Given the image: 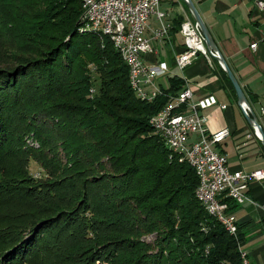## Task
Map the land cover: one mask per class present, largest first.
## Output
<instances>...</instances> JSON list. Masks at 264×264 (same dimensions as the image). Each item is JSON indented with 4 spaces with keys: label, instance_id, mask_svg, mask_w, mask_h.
<instances>
[{
    "label": "trees",
    "instance_id": "1",
    "mask_svg": "<svg viewBox=\"0 0 264 264\" xmlns=\"http://www.w3.org/2000/svg\"><path fill=\"white\" fill-rule=\"evenodd\" d=\"M5 2L0 0V6L5 8ZM17 12L13 20L19 15L26 20L21 38L27 43L9 44L21 55L0 68L3 89L14 88L23 96L28 92L26 82L40 73L46 90L51 87L53 92L68 70L78 69L79 65L82 82L87 85L81 53L87 54L99 68L101 77L95 108L89 112V105L78 99L87 107L79 119L76 117L79 108L73 107L77 111L71 114L75 120L63 139L72 165L77 168L76 163L84 164L80 174L97 166L102 173L78 183V189L82 185L81 191L75 193L72 189L69 208L63 210L67 214L57 218L62 215L57 212L54 217L57 219L47 229L63 233L76 220L79 210L88 206L93 212L98 205L109 216L108 224L98 230L126 233V237L105 244L108 248L101 247L107 250L110 264H244L240 248L245 244L246 233L242 225L237 222V234H230L206 210L195 193L199 180L194 168L174 154L151 125L152 117L170 102L171 96L181 92V82L172 79L171 87L154 101L139 98L131 86L124 55L114 40L97 32L77 31L83 23L82 0H21ZM225 76L237 96L226 72ZM87 89L81 88L82 94ZM11 95L0 93V153L21 150L24 134L21 130L35 123L25 113H14ZM18 131L21 133L16 136ZM44 145L49 146L45 141ZM104 163L111 168L107 170ZM226 202L230 212L237 210L239 205L233 200ZM50 219L33 217L4 233L0 264H20L29 248L32 249L33 243L26 242L27 235L43 229ZM152 233L157 235L154 243L142 240L143 235ZM34 247L37 248L35 244ZM101 248L94 253L95 258H99Z\"/></svg>",
    "mask_w": 264,
    "mask_h": 264
},
{
    "label": "rangeland",
    "instance_id": "2",
    "mask_svg": "<svg viewBox=\"0 0 264 264\" xmlns=\"http://www.w3.org/2000/svg\"><path fill=\"white\" fill-rule=\"evenodd\" d=\"M20 7L21 0H6L5 8L0 6V68L15 62V58L21 55L20 52L11 49L9 44L27 43L21 38V31L26 26V20L20 15L13 20ZM83 25L84 23L81 28L77 29L80 33L86 32L85 30L81 32ZM79 55L83 61L84 75L88 80L87 85L84 80L82 82V65H79L78 69L71 67L64 81H60L58 89L53 92H50L51 87L46 90L43 81L45 79L41 78L40 73L26 82L28 92L23 96L17 94L18 91L14 88L5 90L4 86L0 85V93L13 94L10 99L13 101L14 113H25L28 118L35 121L29 129L21 130L24 131L21 150L0 153V243L4 233L28 222L30 218L48 219L51 217L48 223L42 226L43 229L38 228L30 234L24 233V235L28 234L26 242L33 244L30 246L32 249L29 248L20 264H90V262L91 264H110L107 259L108 253H105L107 250L102 248H108L105 244H109L112 239L126 237V233H101V229L98 230L99 226L108 224L109 221V216L104 214L98 205L95 206L93 212L88 210V206L79 210L76 220L68 224L69 226L65 227L66 230L63 233L48 230L51 222L67 214H63V210L69 208L67 205L70 195L73 194L72 189L75 193L79 189L81 191L82 185L78 189V183L102 173L101 170H97V166L96 168L90 167L89 170L80 174L79 171L84 169V164L76 163L77 168L73 166L64 146L67 142L63 139V135L69 133L72 122L75 120L71 114L74 115L78 111L76 117L79 119L88 105L89 112L92 111L101 90L99 68L90 62L87 54ZM21 84L23 82L19 83ZM81 88L89 91H83L82 94ZM40 97H42V102L39 104ZM78 99H81L87 106L77 102ZM73 107L79 109L76 111ZM57 110L61 111L63 117ZM20 133L18 131L16 136ZM44 141L48 142L49 146H45ZM45 149H49L50 153H46ZM57 153L59 156L56 158ZM105 161L107 163L108 159ZM105 163L106 169L109 170L111 167ZM195 193L197 196V190ZM59 211L62 215L54 218ZM156 237V233H152L148 236L143 235L142 240L154 243ZM245 237V244L240 250L247 254L248 261L243 253L242 258L244 264H254L245 248L248 241L247 233ZM34 244L39 250L34 247ZM100 248L99 258H95L94 253ZM88 258L93 261L87 260Z\"/></svg>",
    "mask_w": 264,
    "mask_h": 264
},
{
    "label": "crops",
    "instance_id": "3",
    "mask_svg": "<svg viewBox=\"0 0 264 264\" xmlns=\"http://www.w3.org/2000/svg\"><path fill=\"white\" fill-rule=\"evenodd\" d=\"M192 1L264 129V12L256 8L255 0ZM161 8L169 14L167 22L172 26L171 33L168 38L153 41V52L146 56V61L150 65L166 63L169 70L160 75L155 84L162 90H168L171 80L177 79L181 82V91L190 89L195 100L215 95L227 108L216 106L204 112L209 117L208 132L211 134L221 129L231 132L218 150L228 155L232 170L264 171L262 140L242 112L221 63L215 58L210 63L199 57L184 70L175 63L176 56L184 51L180 24L185 17L194 20L185 1L162 0ZM159 27L158 19L152 15L147 36L151 37ZM255 43L256 49L251 48ZM249 196L256 205H239L234 213L247 233L245 248L249 258L254 264H264V183H251Z\"/></svg>",
    "mask_w": 264,
    "mask_h": 264
},
{
    "label": "built area",
    "instance_id": "4",
    "mask_svg": "<svg viewBox=\"0 0 264 264\" xmlns=\"http://www.w3.org/2000/svg\"><path fill=\"white\" fill-rule=\"evenodd\" d=\"M254 2L256 8L264 12V0ZM161 5L162 0H92L91 3H86L83 18L92 20V27L87 28L102 27L110 33H117L119 41L127 43L128 50L132 52L131 71L136 74V86L140 87L141 93L149 101H154L163 93L155 80L169 70L166 63L150 65L145 58L153 52V41L168 38L171 33L172 26L167 22L169 14L162 10ZM152 15L156 16L160 27L148 37L149 19ZM180 33L184 51L176 56L175 63L181 70L199 57H204L210 63L217 57L216 52L207 48L200 26L189 17L182 21ZM256 47L257 43L251 46L253 49ZM216 106L227 108V105L220 104L212 94L195 100L193 92L187 88L171 96L170 102L151 121L158 125L157 135L169 138L174 154L194 168L200 194L207 198L216 214L229 222V227L236 235L238 220L229 211L226 200H233L237 205H256L249 196L250 185L253 182L264 183V171L245 172L230 168L228 155L218 150V146L231 136L230 130L221 129L210 134L207 128L209 117L204 112ZM241 109L244 115H250L252 111L246 105ZM262 112L264 114V109ZM256 132L258 134L257 130ZM243 254L247 260V254Z\"/></svg>",
    "mask_w": 264,
    "mask_h": 264
},
{
    "label": "bare ground",
    "instance_id": "5",
    "mask_svg": "<svg viewBox=\"0 0 264 264\" xmlns=\"http://www.w3.org/2000/svg\"><path fill=\"white\" fill-rule=\"evenodd\" d=\"M91 2H92V0H83V8L82 9L84 11V16H85L86 3H91ZM83 23H84V25L82 26L81 31L85 30L86 32H97V33H100L102 35L111 37L114 40L115 46L123 53V55L125 57L126 65L129 68L130 83L132 85V88L134 89V91L136 92V94L139 98H141L142 100L149 101L148 98L146 97V95L141 93L140 87L136 86V74H132V71H131L132 52H131V50H128L127 43H124V41H119L117 33H110L109 30H104L102 27L87 28V27H92V20L84 19ZM151 125L153 126L154 130L158 134V125L154 121H151ZM161 138L164 140L166 146H168L171 149V151L174 153L173 146L170 143L169 138L167 136H161ZM181 160L185 161L183 158H181ZM197 197H198L199 201L205 206L206 210L210 214L215 216L224 225V227L227 229L228 232L235 233V231L231 227H229V222H226L225 219H222V217L219 214H216L214 208L209 204L207 198H205L204 195L200 194V188H198V190H197ZM242 253H243V251H242ZM243 263H244V261H243Z\"/></svg>",
    "mask_w": 264,
    "mask_h": 264
},
{
    "label": "water",
    "instance_id": "6",
    "mask_svg": "<svg viewBox=\"0 0 264 264\" xmlns=\"http://www.w3.org/2000/svg\"><path fill=\"white\" fill-rule=\"evenodd\" d=\"M185 3L187 5V7L189 8L195 22L200 26V29H201V32L204 36L205 44H206L207 48L209 50L217 53V57H215V59L221 63L223 69L225 70V72L228 75L231 83L233 84V87H234L236 94H237L239 106L242 108L243 105H246V106L251 108L250 102L248 101V98H247L245 92L243 91V88L241 87L236 76L234 75L231 68L227 64L226 60L224 59L221 52L219 51L215 41L213 40V37L211 36V33H210L208 27L206 26L203 18L201 17L199 11L197 10L195 4L193 3L192 0H185ZM75 33H76V31L74 32V34ZM245 116H246V119L248 120L249 124L255 130L258 131V134L260 135V138H261L263 146H264V129H263L262 125L260 124L256 114L253 111H251L250 115H245Z\"/></svg>",
    "mask_w": 264,
    "mask_h": 264
}]
</instances>
